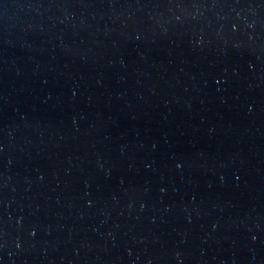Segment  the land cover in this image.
Wrapping results in <instances>:
<instances>
[{
    "label": "water",
    "instance_id": "95a60500",
    "mask_svg": "<svg viewBox=\"0 0 264 264\" xmlns=\"http://www.w3.org/2000/svg\"><path fill=\"white\" fill-rule=\"evenodd\" d=\"M0 264H264V0H0Z\"/></svg>",
    "mask_w": 264,
    "mask_h": 264
}]
</instances>
